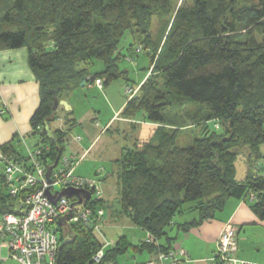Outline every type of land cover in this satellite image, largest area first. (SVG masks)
I'll list each match as a JSON object with an SVG mask.
<instances>
[{"label":"trees","instance_id":"16d2710c","mask_svg":"<svg viewBox=\"0 0 264 264\" xmlns=\"http://www.w3.org/2000/svg\"><path fill=\"white\" fill-rule=\"evenodd\" d=\"M177 1L0 0V50L26 47L40 85L31 136L39 141L35 146L49 147L44 161H59L74 125V110L63 105L54 110L55 91L61 99L83 80L98 87L95 81L101 79L98 88L104 90L120 77L129 79L119 51L127 31L136 41L128 60L143 49L151 59L147 78L122 115L141 113L158 126L148 141L125 147L116 162L122 212L152 239L135 247L154 254L172 249L175 227L187 230L215 218L229 198L248 201L264 220V164H251L244 182L235 178L239 141L250 147L254 161L264 158V0H193L178 7ZM153 18L166 21L156 41ZM96 61L104 66L93 72ZM60 107L66 111L64 126L54 129ZM188 116L194 118L190 128L197 126L200 133L180 145ZM15 140L1 145L0 152L23 161L24 138ZM2 182L7 192L0 193V214L19 213L20 197L9 194L4 174ZM187 204L199 218L182 223L178 218ZM88 205L104 209L106 203L101 197ZM58 240V264H95L93 255L102 246L91 227L79 224L67 232L58 224ZM130 247L119 236L104 259L115 263Z\"/></svg>","mask_w":264,"mask_h":264},{"label":"built area","instance_id":"2783aa9c","mask_svg":"<svg viewBox=\"0 0 264 264\" xmlns=\"http://www.w3.org/2000/svg\"><path fill=\"white\" fill-rule=\"evenodd\" d=\"M95 83L103 88L101 79H97ZM132 90L133 88L127 87L126 92L133 97ZM0 113L4 114L5 110L0 108ZM76 139L81 140V136H77ZM37 142L39 141L36 139L35 143ZM23 145L26 155L23 161L13 160L0 152L8 192L12 197H20L17 199L19 213L0 214V246L8 249V255L0 258V264H58V221L69 212L72 214L68 220L70 226L79 224L91 227L102 239V246L93 255L92 261L95 264H114L104 259L106 249L115 244V241L107 239L103 231L104 209L88 205L90 201L102 197L100 179L79 175L76 172L77 166L88 150L82 156H62L52 169V182H49L46 177L47 167L54 163L42 159V154L49 147L30 146L25 139ZM57 186L62 189L67 187L84 189L91 192V198L86 204L74 207L72 205L78 201V196L61 197L57 202H53L46 196V191L56 193ZM251 198L253 199L254 196ZM151 240L148 239V242ZM237 247L236 230L228 226L219 235L212 260L220 264H256L237 258L234 255ZM187 256L183 248L171 249L158 252L151 259L136 264H180L182 260L187 259Z\"/></svg>","mask_w":264,"mask_h":264},{"label":"crops","instance_id":"0c3cea01","mask_svg":"<svg viewBox=\"0 0 264 264\" xmlns=\"http://www.w3.org/2000/svg\"><path fill=\"white\" fill-rule=\"evenodd\" d=\"M147 76L148 73L140 83L144 82ZM73 97L74 95H72L71 92L63 96V99L67 100L73 107L72 110H74L73 115H70V118L74 119L72 122L74 124L72 129L85 123V121H80L75 115V104L71 102ZM40 102V85L29 65L28 49L23 47L19 49L0 50V108L5 110L4 114L0 113V146L15 138L17 140L18 137L24 138L25 140H36V138L31 136V117L39 107ZM126 103L127 101L121 104L119 103L118 105H113L112 110L114 114L103 129H100L101 126L98 120H96L97 118H91V123L85 125L86 131L84 133L87 139L84 137V140L81 134H77V136H81V140H77V136H72L71 139H68V143L71 141L72 146L70 151L71 155L82 156L88 150V153L84 155V159L81 162L90 159L92 150L99 137L105 133V129L108 132L110 131V123H114L115 119L130 124L136 131L139 128L137 133L138 137L133 146H135L137 142L148 141L155 132L158 124L146 122L143 116H123L122 111ZM60 115V120L63 123L61 127H63L64 115ZM144 128L148 129L146 133L143 131ZM142 132L143 134H141ZM68 138L70 137L68 136ZM133 146H128L126 148H133ZM98 158L100 159V156H98ZM3 168L0 172V193L7 192L2 182L4 174ZM77 174L84 176L83 172H77ZM100 174L99 170L95 173L96 176L99 175L97 179L103 180L104 173L102 175ZM104 192L106 193H104L105 195H102V197L104 199L110 198L111 191L109 188H105ZM191 205L192 204H187L185 207L186 212L180 216L181 218L183 216L188 217L184 221H181L182 223L192 222L193 219L199 218L197 212L188 209ZM228 226L236 230L238 247L234 251V255L239 259L251 261L256 264H264V220L260 219L254 213L248 201L238 198H229L223 210L216 213L215 218L208 219L200 225L191 226L187 230L177 227L174 228L171 234L176 236V239L172 243V249L183 248L188 255L187 259L182 260L180 264H220L212 260V258L215 256L219 235L221 231ZM144 232L140 240H130L126 234L121 235L126 237L131 247L128 248L125 253L118 256L115 262L116 264H136L145 262L155 256L154 253H151L147 249L140 250L135 247V245L142 243L144 239L150 237L148 232ZM2 249L7 248H2L0 246V251H2Z\"/></svg>","mask_w":264,"mask_h":264},{"label":"rangeland","instance_id":"374dc122","mask_svg":"<svg viewBox=\"0 0 264 264\" xmlns=\"http://www.w3.org/2000/svg\"><path fill=\"white\" fill-rule=\"evenodd\" d=\"M247 1H255V0H247ZM193 4V0H178L176 2L178 6H191ZM165 22H159L156 18H153V22L151 24V34L154 41L159 38L161 33L163 32V25ZM136 43L133 34L130 31H127L121 41L119 51L123 55L120 61L121 69L129 70V79L120 77L113 81L111 84L105 86L104 90L99 89L97 86L91 88L89 83L82 84L79 83L73 90H65L64 96L69 92L74 95L71 102L75 104V115L80 121H85L83 125H78L73 128L69 133V139L72 136H77V134H81L82 137H85V125L91 123V118H97L100 129H103L108 120L113 116V105H118L119 103H123L127 101V99L132 98V96L128 94L125 87L131 86L134 87V95L139 93V86H137L141 80L146 76L149 68L151 66V59L146 54L143 49L141 52L134 53L135 59L130 61L128 57L131 55L129 48L132 44ZM135 48V47H134ZM103 63L100 61H96L92 67L93 72L101 71L103 68ZM133 95V96H134ZM63 99V97L61 98ZM67 101V100H66ZM68 102V101H67ZM69 103V102H68ZM71 106V104L69 103ZM71 109L73 107L71 106ZM191 109H195L194 106ZM59 114L66 115V111L63 110L62 107L59 108ZM139 117H142V114L139 113ZM188 122L185 124L189 125V128L184 129V132L181 136L180 145H183L189 142L193 136H196L200 133V128L197 126H191L194 118L188 116ZM62 121L60 118L54 120L51 126L54 129H58L62 126ZM111 129L110 131H104L105 133L99 137L94 149L92 150V154L90 155V159H86L81 162L76 170L77 172H83L86 177H96V171L99 170L102 175L104 173V179L100 180L102 186V195H105V188L111 191V196L108 199H105V215L104 220L105 223L103 225V231L107 236L108 240H116L119 236L126 234L130 240L136 239L140 240L142 235L145 233L142 229L136 227L130 219L122 212L121 207V197L119 194V179H118V171L119 165L115 162V160L120 156V153L123 148L133 146L136 138L138 137L137 131L128 123L120 122L119 120L114 121V123H110ZM109 128V127H108ZM143 131L146 133L148 129L144 128ZM218 133H223L222 129H218ZM143 134V132L141 133ZM87 139V136L85 137ZM84 138V140H85ZM35 139H26V142L33 146L35 143ZM71 141L66 144V150L64 151L63 156L71 155ZM236 151V163L239 169L243 170L246 167H249V171L252 166L264 164V158L259 161H254V155L250 150V147L244 142H240L235 148ZM262 152L264 154V145L262 146ZM95 156V157H94ZM100 156V159L98 158ZM92 160V161H91ZM94 160V161H93ZM236 167V166H235ZM3 163L0 161V172L2 171ZM255 171L256 167H254ZM237 170V169H236ZM248 171V172H249ZM62 188L60 186L56 187V191H61ZM186 207V206H185ZM191 217V216H189ZM188 217H179L178 220L184 221ZM107 219V220H106ZM148 239H144V242H148ZM142 241V242H143ZM1 257H5L8 254L7 249H2L0 251Z\"/></svg>","mask_w":264,"mask_h":264},{"label":"water","instance_id":"95a60500","mask_svg":"<svg viewBox=\"0 0 264 264\" xmlns=\"http://www.w3.org/2000/svg\"><path fill=\"white\" fill-rule=\"evenodd\" d=\"M82 84L83 85L86 84V80H83ZM60 105H63L66 110H71V106L69 105V103L64 99L63 100L59 99L55 91L54 92V110H57ZM45 126H46V131H47L48 136L50 137L52 141H55V135L52 130V127L47 122H45ZM57 162L58 160L53 165H49L47 167L46 177L49 182H52L51 172L54 166L57 164ZM235 166L237 169L236 176H235L236 180L238 182H244L248 177L249 167H246L243 170H241L237 166L236 162H235ZM46 196L50 198V200H52L53 202H57L61 197L72 198L74 196H78L79 198L78 201L74 202L72 205L74 207L80 204H86L88 200L91 198V192L86 191L84 189H75L72 187H67V188L62 189L61 191H57L56 193H51L49 190H47ZM71 217H72V214L71 212H69L68 214L62 216L58 221V224L63 227V230L65 232H67L70 229L68 220Z\"/></svg>","mask_w":264,"mask_h":264}]
</instances>
